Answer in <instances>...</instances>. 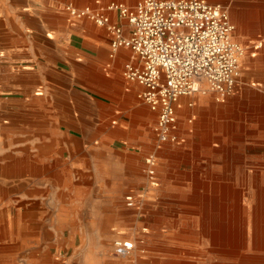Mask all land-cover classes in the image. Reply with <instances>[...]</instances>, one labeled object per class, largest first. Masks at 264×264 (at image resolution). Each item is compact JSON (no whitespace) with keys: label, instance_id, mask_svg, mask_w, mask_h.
Here are the masks:
<instances>
[{"label":"rangeland","instance_id":"374dc122","mask_svg":"<svg viewBox=\"0 0 264 264\" xmlns=\"http://www.w3.org/2000/svg\"><path fill=\"white\" fill-rule=\"evenodd\" d=\"M207 1L229 9L236 25L234 38L244 47L245 57L231 93L222 96L206 90L179 101L178 115L192 122L185 124L192 132L188 139L178 134L175 142H161L151 129L144 132L131 124L129 118L145 114L144 109L131 113L107 99L102 139L83 136L75 143L69 135L61 139L67 147L83 143L90 151H54L53 137H43L37 130L35 79L23 85L20 72L14 73L18 80L12 83L0 78V197L12 201L14 208L20 204L12 195L26 197L33 207L44 201L51 210L46 222L51 226L53 220L59 221L58 230L42 232L36 217H14V210L7 220L0 217V247L5 245L6 264L264 262L262 256L252 257L258 252L254 248L232 251L218 237L219 228L228 226L223 213L230 211L229 187L239 197H264L260 181L264 178L263 19L254 24L260 28L253 36L241 32L235 21L240 8L264 13V0ZM30 75L35 78V73ZM113 88L119 89L115 84ZM125 101L129 107L136 104L132 96ZM190 102L196 111L185 115ZM152 154L158 163L155 182L148 176L147 159ZM172 158L174 178L170 180L167 165ZM128 195L135 198L134 207L127 206ZM251 207L264 211V200L254 201ZM118 240L133 241L135 250L126 257L117 255Z\"/></svg>","mask_w":264,"mask_h":264},{"label":"crops","instance_id":"0c3cea01","mask_svg":"<svg viewBox=\"0 0 264 264\" xmlns=\"http://www.w3.org/2000/svg\"><path fill=\"white\" fill-rule=\"evenodd\" d=\"M138 1L0 0V78H4L5 84L12 83L18 80L14 73L20 72L19 78L23 85H29L35 79L37 130L43 137H53L52 147L43 142L44 146H49L54 151H84L83 153L90 151L83 143L77 145L69 143L67 147L61 139L62 136L68 135L70 141L74 143L83 136H98L102 139L104 104L108 103L107 99L115 105L121 104V107L131 113L138 108L144 109L137 114L140 115L141 111L145 114L138 118L131 117L133 120L130 118L129 120L131 124L138 125L140 131L146 132L151 129L156 133L157 113L140 98L146 88L125 75L128 65L142 67L141 59L128 47H113L114 36L106 27L96 24L88 16L79 17L73 13L75 10L79 12L90 9L93 13L106 15L122 29L125 37H129L131 26L117 10L110 7L113 4H121L133 8ZM244 14L246 23L243 22ZM260 17L263 19L261 26L264 29L263 12L240 8L235 21L241 32L253 36L260 28L254 25ZM105 70L110 75L104 72ZM31 73H35V78L32 79ZM113 82L119 89L113 88ZM129 96L134 97L136 101V104L130 107L125 101ZM185 101L184 103H187ZM184 109L185 115L196 111L191 102L186 104ZM176 110L178 115V109ZM151 121H154L153 126ZM186 123L191 124V119L184 121L178 115V127L174 133L177 134V138L178 134L184 135L187 139L191 137L192 132L186 128ZM124 126L127 125L121 127L126 130ZM8 132L7 129L6 134L10 135ZM197 135L195 132L192 142H195ZM187 156L189 157L187 160L190 161L191 156ZM170 161L171 164L167 165V177L173 180L174 158ZM12 196L13 200L19 202L20 207L14 208L12 201H5L0 197V217H5L4 220H7L14 210V217L21 215L36 217V223L42 232L46 229L51 231L59 229L58 220H53L51 226L46 222V215L49 216L51 210L46 208L44 201H39L38 206L33 207L26 202V197ZM170 198L173 200L172 196ZM52 214L55 215L57 212ZM21 226L17 225L18 228ZM12 231H15V228ZM4 250L5 245L0 247V264H6Z\"/></svg>","mask_w":264,"mask_h":264},{"label":"built area","instance_id":"2783aa9c","mask_svg":"<svg viewBox=\"0 0 264 264\" xmlns=\"http://www.w3.org/2000/svg\"><path fill=\"white\" fill-rule=\"evenodd\" d=\"M110 8L131 26L129 37L106 15L90 9L73 13L106 27L114 36L113 47H128L141 59L143 66L128 65L125 75L146 88L140 98L158 114L159 141L177 140L176 104L182 97L206 90L225 96L235 89L245 49L234 38L236 25L224 5L207 0H139L133 8L121 4ZM203 81L208 88L202 87ZM155 160V154L147 159L148 176L154 182ZM125 200L128 207L135 206L132 195ZM133 249L129 240L115 243L119 256Z\"/></svg>","mask_w":264,"mask_h":264},{"label":"bare ground","instance_id":"6f19581e","mask_svg":"<svg viewBox=\"0 0 264 264\" xmlns=\"http://www.w3.org/2000/svg\"><path fill=\"white\" fill-rule=\"evenodd\" d=\"M243 22L244 23L247 22L246 14H244ZM244 57L245 54L240 58L241 63ZM202 87L208 88L207 82L203 81ZM220 100L221 99L217 101ZM247 172H250L248 173L249 175L253 174L252 171H247ZM253 180L254 181L257 180L256 175L253 176ZM260 181L264 183V178L263 180L261 179ZM228 192H231L229 198L226 197V199H228L229 201L230 211L223 213L226 214L223 216H225L224 220L228 222L227 223L228 226L223 227L224 229L220 227L219 228L220 235L218 236L219 239L227 242V244H223V247L228 248L232 251H234L235 249L237 250L238 247L254 248L258 252L253 253L252 257L262 256V260L264 261V236L261 237V233H260L262 232L264 234V229L262 230L256 229V226L259 225L260 223L264 225V211L263 210L255 211L251 207L254 201L257 203L259 202V200H264V197H259V196L251 197V198L246 196L239 197L238 194H236L235 190L232 188L230 189V187L228 189ZM253 241H255V243H252ZM133 244H134V249L131 252H133L136 248V244L134 242ZM131 252L121 257H126ZM261 264H264V262Z\"/></svg>","mask_w":264,"mask_h":264}]
</instances>
